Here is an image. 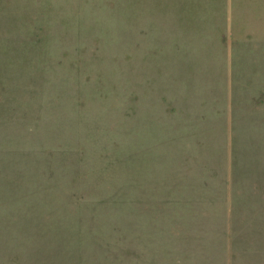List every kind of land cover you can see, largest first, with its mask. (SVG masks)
<instances>
[{"label":"rangeland","instance_id":"1","mask_svg":"<svg viewBox=\"0 0 264 264\" xmlns=\"http://www.w3.org/2000/svg\"><path fill=\"white\" fill-rule=\"evenodd\" d=\"M165 2L0 0V264H264V28Z\"/></svg>","mask_w":264,"mask_h":264},{"label":"crops","instance_id":"2","mask_svg":"<svg viewBox=\"0 0 264 264\" xmlns=\"http://www.w3.org/2000/svg\"><path fill=\"white\" fill-rule=\"evenodd\" d=\"M166 5L170 6V9L176 11L175 21L178 25H182L183 29H192L194 31H208L213 30L217 31V28L213 29V26L220 28L222 32L219 34L221 37L235 35L237 36V32L239 31H248L244 28V22L246 20L250 21L253 24L252 30L254 33L260 35L261 27L264 28V0H166ZM188 14L190 16L185 17ZM193 15V16H192ZM196 28H191L195 27ZM211 26L212 29H208L207 27ZM188 27V28H187ZM244 28V29H241ZM177 29V30H183ZM178 35H183L180 33H176ZM164 35H171L169 33ZM193 36H205L208 35L206 33L203 34H190ZM247 35V33H246ZM264 38V37H263ZM259 42V41H258ZM229 124H226V131L228 133V142L225 146V158L230 162V168L232 167V153L233 152V139H231L232 132L234 131L235 121L232 119H228ZM232 145V146H231ZM227 151V152H226ZM207 166L206 163L203 164ZM208 168L205 167L201 169V172H197L195 177L201 178L204 176L208 177L210 173V178L219 181L228 182L226 186L229 190L228 196H232L231 188H232V168L230 172H226L220 178L216 172H208ZM212 174V177H211ZM214 175V177H213ZM219 186H217L216 191ZM201 195H199L200 197ZM226 198L216 199L215 202H219L220 204H225ZM200 200V199H197ZM230 202V200H229ZM214 203V202H213ZM212 203V204H213ZM223 209V208H220ZM233 210L228 208L227 214V224H235L233 220ZM208 212L207 214H209ZM202 223H207V217H201ZM217 224V222H215ZM226 223V222H225ZM223 224V222H220Z\"/></svg>","mask_w":264,"mask_h":264}]
</instances>
